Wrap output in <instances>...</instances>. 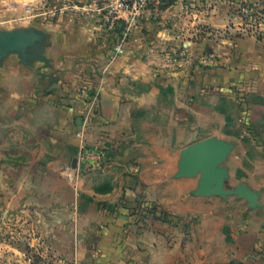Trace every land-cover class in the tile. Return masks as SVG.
<instances>
[{
	"label": "crops",
	"instance_id": "obj_1",
	"mask_svg": "<svg viewBox=\"0 0 264 264\" xmlns=\"http://www.w3.org/2000/svg\"><path fill=\"white\" fill-rule=\"evenodd\" d=\"M101 1L81 0L78 10ZM29 3L55 9L48 0ZM70 5L66 0L59 9ZM178 11V2L151 7L122 55L112 57L115 34L87 12L83 24L69 13L55 20L61 45L48 46L33 68L15 53L2 59L0 104L14 106L18 146H27L13 160L19 201L30 202L36 233L54 235V248L68 234L93 235L91 246L77 244L67 257L78 264H264V41L244 37L225 50L216 46L220 67L167 62L178 50L188 56L214 50L208 38L184 40L178 21H166ZM206 137L232 145L220 164L224 187L244 184L258 194L256 207L235 194L195 195L199 175L174 176L181 150ZM83 146H105L106 158L68 179L64 168L76 165ZM148 186L165 212L142 209ZM213 198L221 210L208 203Z\"/></svg>",
	"mask_w": 264,
	"mask_h": 264
},
{
	"label": "rangeland",
	"instance_id": "obj_2",
	"mask_svg": "<svg viewBox=\"0 0 264 264\" xmlns=\"http://www.w3.org/2000/svg\"><path fill=\"white\" fill-rule=\"evenodd\" d=\"M8 1L13 0L0 1V31L25 29L34 30L41 34V38L34 41L26 50L27 56L24 57L26 67L33 68L37 62L35 60H38L40 56L43 57L48 46L50 48L54 46L56 49L61 45L58 38L61 35V23L55 21L61 15L69 13V16H73L75 21H81L80 24L87 22L83 20L82 16L88 15V11H85L86 9L78 10L81 0H70L71 5L68 6V10L59 9V6L66 0H48V2H52L50 7L55 8L50 12L43 8L40 10L42 7L40 3L37 7L32 6L30 9L29 0H21L24 4L20 9L12 8L10 3H6ZM174 2H178L179 11L177 14H172L166 21H178L175 30L182 33L183 36L186 34V37H182L184 40L196 41L201 37L208 38V44L212 45L214 50L212 48L211 51L194 56H188L182 50H178L168 54L167 62L191 64L196 68L203 69L204 67H220L224 63L215 50L216 46H221L225 50V47L230 45V41L244 37L264 41V0H161L159 4L151 7L173 4ZM77 4L79 6H76ZM202 15H210L213 21L209 23L198 21ZM154 17L157 18L158 15ZM173 17L177 20H174ZM54 24L59 25L53 27ZM9 53H15L20 60L23 59L19 47L12 49L5 55ZM30 54L35 55V57L30 56ZM200 71L204 70L201 69ZM216 76L218 75L214 74L216 80L219 81L220 77L218 76L217 79ZM13 91L10 90L9 94L12 95ZM0 109V264H78L67 257L74 252L77 244L91 246V236L93 237V235L68 234L66 235L68 242H64V246L68 245V248H63L61 243L54 248L50 242L51 238L55 237L54 235L36 233V229H39L37 224L39 218L36 219L35 215L36 217L38 215L34 209H30V202L19 201V189L11 177L16 168L13 160L15 157L21 156L16 151L20 150L22 153L26 151L27 146L25 148L18 146L21 138L18 133L20 132V124L13 120L14 106L7 102H1ZM25 155L28 156V154ZM145 189L146 192L144 193L146 194L143 197L146 201H144L142 209L151 214L165 212L162 204L156 203V188L148 186ZM158 190V193H161L162 187L161 189L158 187ZM163 190H167V187H163ZM208 203L217 210H221L223 207L218 198H213ZM204 205L208 204L204 203L202 206ZM199 206L201 203H196V207L199 208ZM172 220L170 218L168 221L172 222ZM183 227L185 228L186 225L184 224ZM213 238L214 245L216 236ZM196 241L199 243L198 238ZM211 253L213 262L219 263L218 252L212 249ZM88 254L90 253L88 252Z\"/></svg>",
	"mask_w": 264,
	"mask_h": 264
},
{
	"label": "water",
	"instance_id": "obj_3",
	"mask_svg": "<svg viewBox=\"0 0 264 264\" xmlns=\"http://www.w3.org/2000/svg\"><path fill=\"white\" fill-rule=\"evenodd\" d=\"M41 34L34 30L15 29L0 31V60L12 49L19 47L22 57H26L27 48L39 40ZM232 145L215 137L203 138L181 150L175 177H192L199 175L195 195H238L246 199L250 207L257 206L258 194L244 184L232 189L224 187L227 177L226 168L221 162L229 153Z\"/></svg>",
	"mask_w": 264,
	"mask_h": 264
},
{
	"label": "built area",
	"instance_id": "obj_4",
	"mask_svg": "<svg viewBox=\"0 0 264 264\" xmlns=\"http://www.w3.org/2000/svg\"><path fill=\"white\" fill-rule=\"evenodd\" d=\"M161 0H103L86 9L97 19L107 32L115 34L112 57L125 51L130 31L151 6ZM92 108V105L90 106ZM106 147L83 146L74 167H65L63 175L68 179L77 178L81 173L99 168L106 158Z\"/></svg>",
	"mask_w": 264,
	"mask_h": 264
}]
</instances>
